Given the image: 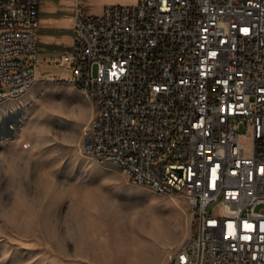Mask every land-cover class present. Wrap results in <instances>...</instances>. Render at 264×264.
Returning a JSON list of instances; mask_svg holds the SVG:
<instances>
[{
	"label": "built area",
	"instance_id": "built-area-1",
	"mask_svg": "<svg viewBox=\"0 0 264 264\" xmlns=\"http://www.w3.org/2000/svg\"><path fill=\"white\" fill-rule=\"evenodd\" d=\"M42 2L0 0V104L37 79ZM72 30L55 64L94 105L85 153L192 206L167 264H264V0H77Z\"/></svg>",
	"mask_w": 264,
	"mask_h": 264
},
{
	"label": "rangeland",
	"instance_id": "rangeland-1",
	"mask_svg": "<svg viewBox=\"0 0 264 264\" xmlns=\"http://www.w3.org/2000/svg\"><path fill=\"white\" fill-rule=\"evenodd\" d=\"M80 1L84 13L100 14L138 0ZM76 2H42L37 79L0 104V264H121L109 234L122 216L151 245L132 264H167L194 231L192 206L181 193L135 185L116 164L85 153L94 105L55 64L71 49Z\"/></svg>",
	"mask_w": 264,
	"mask_h": 264
},
{
	"label": "bare ground",
	"instance_id": "bare-ground-1",
	"mask_svg": "<svg viewBox=\"0 0 264 264\" xmlns=\"http://www.w3.org/2000/svg\"><path fill=\"white\" fill-rule=\"evenodd\" d=\"M112 227H114V224H112ZM115 228L116 230L114 229V231L113 229L110 230L109 237L115 240L116 246L113 248V251L121 264H132L138 259L149 256L151 245L145 242L140 231H134L133 225L128 221L126 216H122L120 220L115 222ZM116 233L122 236L126 235L127 239L118 241Z\"/></svg>",
	"mask_w": 264,
	"mask_h": 264
},
{
	"label": "crops",
	"instance_id": "crops-1",
	"mask_svg": "<svg viewBox=\"0 0 264 264\" xmlns=\"http://www.w3.org/2000/svg\"><path fill=\"white\" fill-rule=\"evenodd\" d=\"M44 1V0H43ZM74 17V16H73ZM39 19H40V14H39ZM73 19V18H72ZM72 23H73V20H72ZM71 29H72V24H70V26H69ZM42 28V26H41V24H40V28H39V30ZM73 31V30H72ZM38 33H39V31H38ZM73 44H74V34H73V42H72V46H71V49H70V51L69 52H71L72 50H73Z\"/></svg>",
	"mask_w": 264,
	"mask_h": 264
},
{
	"label": "snow or ice",
	"instance_id": "snow-or-ice-1",
	"mask_svg": "<svg viewBox=\"0 0 264 264\" xmlns=\"http://www.w3.org/2000/svg\"><path fill=\"white\" fill-rule=\"evenodd\" d=\"M245 32H247V29L244 30ZM248 227H252L251 225H249ZM244 239H249L248 237H244Z\"/></svg>",
	"mask_w": 264,
	"mask_h": 264
}]
</instances>
